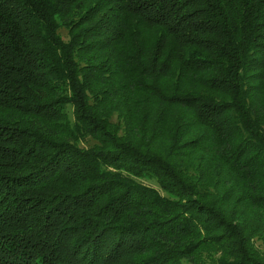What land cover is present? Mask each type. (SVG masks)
Masks as SVG:
<instances>
[{
    "label": "trees",
    "instance_id": "obj_1",
    "mask_svg": "<svg viewBox=\"0 0 264 264\" xmlns=\"http://www.w3.org/2000/svg\"><path fill=\"white\" fill-rule=\"evenodd\" d=\"M0 264H264V0H0Z\"/></svg>",
    "mask_w": 264,
    "mask_h": 264
},
{
    "label": "rangeland",
    "instance_id": "obj_2",
    "mask_svg": "<svg viewBox=\"0 0 264 264\" xmlns=\"http://www.w3.org/2000/svg\"><path fill=\"white\" fill-rule=\"evenodd\" d=\"M60 33L63 35V37H65V32L63 30ZM150 184L153 185V186H156L155 183H150Z\"/></svg>",
    "mask_w": 264,
    "mask_h": 264
}]
</instances>
